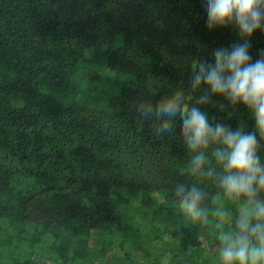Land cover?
Segmentation results:
<instances>
[{
	"label": "trees",
	"instance_id": "obj_1",
	"mask_svg": "<svg viewBox=\"0 0 264 264\" xmlns=\"http://www.w3.org/2000/svg\"><path fill=\"white\" fill-rule=\"evenodd\" d=\"M205 6L0 0V264H137L136 252L144 264H220L217 237L234 226L240 201L229 200L216 177L190 174L178 118L158 136L155 118L138 119L133 109L179 90L210 123L255 130L243 104L231 107L222 96L198 104L206 86L188 83L194 61L214 63L215 49L243 42L234 26L210 31ZM249 43L254 62L264 52V30ZM93 64L104 72L76 87ZM114 75L136 82L101 98L94 82ZM206 155L215 167L211 148ZM177 183L203 191L207 223L181 212ZM133 206L144 209L145 225ZM217 210L232 224L218 228Z\"/></svg>",
	"mask_w": 264,
	"mask_h": 264
},
{
	"label": "clouds",
	"instance_id": "obj_2",
	"mask_svg": "<svg viewBox=\"0 0 264 264\" xmlns=\"http://www.w3.org/2000/svg\"><path fill=\"white\" fill-rule=\"evenodd\" d=\"M206 27L234 26L243 42L213 51L214 63L194 61L188 83L192 90L206 86L197 103L204 105L212 96H222L231 107L243 104L254 118L255 130H234L224 123H210L200 107L184 103V92L134 106L138 119L155 118L156 134L171 133L174 119H179L180 135L190 154L191 175L216 177L229 200L240 201L241 207L234 226L221 230L220 264H264V162L259 151L264 139V52L254 62L249 40L257 30H264V0H205ZM258 134V135H257ZM211 148L215 167L206 153ZM217 168L221 173H217ZM174 192L179 208L192 222H208L201 208L203 191L193 185L177 183ZM217 227L231 225L228 213L217 210Z\"/></svg>",
	"mask_w": 264,
	"mask_h": 264
},
{
	"label": "rangeland",
	"instance_id": "obj_3",
	"mask_svg": "<svg viewBox=\"0 0 264 264\" xmlns=\"http://www.w3.org/2000/svg\"><path fill=\"white\" fill-rule=\"evenodd\" d=\"M88 56H89V60L90 61H93L94 58H95V49H90L88 51ZM93 65H96V66H91L90 68L88 69H84L82 71V75H81V78L80 80L77 82L76 84V87L78 85H81V81L82 80H85L86 78H90L91 75H93L95 72H104V66L102 64H93ZM136 82L135 78L134 77H130V76H116L114 75L113 76V79H102L101 80H98V81H95L94 83L95 84H98L100 88H102V90L104 89V91L101 90V98H104V99H107L105 98L106 97V93L108 95L110 94H119L121 93V90L124 88V87H129V86H132L134 85ZM99 106H102L101 104H98ZM143 193L145 191H142ZM136 209H135V206L132 207V211L134 212ZM137 212L134 213V217H139L140 216V220H142L143 217H145L144 215V209L143 208H140L139 211L136 210ZM139 219V218H138ZM143 223V225H145V221L144 219L141 221ZM160 242L157 241L155 242L154 244V248H153V251H156L160 248ZM116 257H117V260L119 262H123L121 259H123V252L122 251H116ZM137 253V252H136ZM136 253H135V262L137 264H144V260L139 258L138 256L136 257Z\"/></svg>",
	"mask_w": 264,
	"mask_h": 264
}]
</instances>
